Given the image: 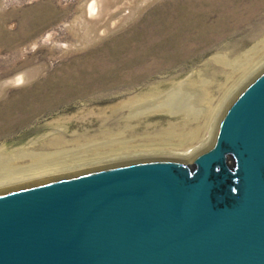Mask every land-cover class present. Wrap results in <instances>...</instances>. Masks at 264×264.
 Here are the masks:
<instances>
[{
    "label": "water",
    "instance_id": "obj_1",
    "mask_svg": "<svg viewBox=\"0 0 264 264\" xmlns=\"http://www.w3.org/2000/svg\"><path fill=\"white\" fill-rule=\"evenodd\" d=\"M0 264H264V69L191 160L0 192Z\"/></svg>",
    "mask_w": 264,
    "mask_h": 264
},
{
    "label": "bare ground",
    "instance_id": "obj_2",
    "mask_svg": "<svg viewBox=\"0 0 264 264\" xmlns=\"http://www.w3.org/2000/svg\"><path fill=\"white\" fill-rule=\"evenodd\" d=\"M198 1L201 3L198 4L201 9L199 17L193 4L188 3L184 7L186 9H176L177 14L162 15L156 19L150 40L157 41L156 44L133 50L129 41H125L115 52L121 54L128 50L133 55V61L92 63L88 65L87 76L78 69L65 70V77L53 80L52 85L56 86L42 97L50 110L82 98L91 102L111 98L113 95L105 97L103 92L115 87L121 88L115 93L125 97L105 107L83 108L85 116L98 115V124L94 128L89 122L70 132L68 123L71 117L54 119L47 124L48 133L37 140L9 152L2 147L0 192L140 159L188 161L200 154L202 147L213 143L223 108L236 93V87L245 84L264 68V31L260 30V34L252 37L256 44L246 51L242 50V54L235 59L219 56L221 64L231 70L228 82L233 85L227 89L223 87L216 99L210 96L205 82L200 85L192 81L179 83L164 76L156 81L155 75L163 74L167 69L165 63L157 61L159 57L166 56L165 48L181 46L195 39L200 42L209 32L219 31L228 21L238 18L237 13L240 14L246 7L245 0ZM263 2H260L262 6ZM204 4L210 5L206 11L202 10ZM93 5L92 2V11ZM219 10L221 13L215 24L208 23V15ZM138 41L141 42L137 46H144L140 38ZM243 45L238 44L237 48ZM150 57L155 61L148 62ZM33 69L27 71L30 76L21 75L17 83L10 81L9 86L0 84V91H5L10 85L29 82L40 73L39 68ZM166 83L171 87L160 89ZM80 84L97 89L98 94L85 96L91 88H84L79 94H69L75 88H81ZM141 84L143 90L140 93L130 92ZM123 90L126 92L122 94ZM62 91H65L62 98L60 95L58 97V92ZM159 114H169L176 120L153 121V116ZM85 118L80 120L84 121ZM40 139L43 141L39 142ZM206 140L208 142L204 143ZM202 143V146H198ZM31 145L34 146L30 148Z\"/></svg>",
    "mask_w": 264,
    "mask_h": 264
},
{
    "label": "rangeland",
    "instance_id": "obj_3",
    "mask_svg": "<svg viewBox=\"0 0 264 264\" xmlns=\"http://www.w3.org/2000/svg\"><path fill=\"white\" fill-rule=\"evenodd\" d=\"M261 1L264 0H245L246 7L240 14L237 13L238 18L228 21L219 31L209 32L200 42L195 39L181 46L165 48L166 56L159 57L157 61L165 63L167 69L163 74H156L154 79L158 81L164 76L179 83L192 81L200 85L205 82L210 96L218 98L221 90L233 85L228 82L231 70L221 64L219 56L233 60L256 44L252 37L260 34V30L264 31V5ZM92 2L94 11L90 8ZM188 3L193 4L198 14L201 10L198 0H0V84L9 86L10 81L17 83L21 75L30 76L27 71L33 68L40 70L29 82L10 85L5 91H0V149L4 147L9 152L37 140L48 133L47 124L54 119L71 117L68 123L70 132L89 122L94 128L98 124V115L85 116L82 109L119 102L125 96L115 92L121 88L103 92L105 97L113 96L102 101L91 102L82 98L50 110L42 97L56 86L52 85V81L65 77V70L78 69L87 76L88 65L92 63L133 61V55L128 50L121 54L115 52L125 41H129L133 50L156 44L157 41L150 42L156 19L162 15L177 14L178 9ZM209 8V4H204L202 10ZM220 13L219 10L208 15V23L215 24ZM139 38L144 44L142 47L137 46L141 42ZM241 43H244L243 47L237 48ZM153 61L151 57L148 60L150 63ZM249 81L236 87L230 102ZM167 84L160 89L170 88L171 84ZM80 85L81 88H75L69 94H79L84 88H91L87 84ZM142 87V84L138 85L130 92L140 93ZM97 91L91 88L85 96L96 95ZM125 92L123 90L122 94ZM64 93L58 92L57 96L61 97ZM82 117L87 119L80 120ZM152 119L175 121L176 117L159 114ZM211 143L202 147L201 151Z\"/></svg>",
    "mask_w": 264,
    "mask_h": 264
}]
</instances>
